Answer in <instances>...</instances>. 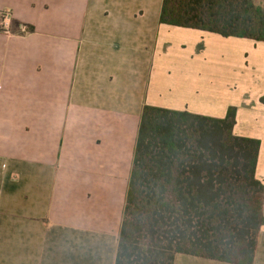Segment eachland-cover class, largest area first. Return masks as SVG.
Wrapping results in <instances>:
<instances>
[{
    "label": "crops",
    "instance_id": "1",
    "mask_svg": "<svg viewBox=\"0 0 264 264\" xmlns=\"http://www.w3.org/2000/svg\"><path fill=\"white\" fill-rule=\"evenodd\" d=\"M163 3L0 0V264H116L146 106L237 108L264 183V42L161 24Z\"/></svg>",
    "mask_w": 264,
    "mask_h": 264
},
{
    "label": "trees",
    "instance_id": "2",
    "mask_svg": "<svg viewBox=\"0 0 264 264\" xmlns=\"http://www.w3.org/2000/svg\"><path fill=\"white\" fill-rule=\"evenodd\" d=\"M161 24L264 42L256 0H164ZM216 119L146 106L116 264H175L187 255L255 264L264 227L261 141Z\"/></svg>",
    "mask_w": 264,
    "mask_h": 264
},
{
    "label": "built area",
    "instance_id": "3",
    "mask_svg": "<svg viewBox=\"0 0 264 264\" xmlns=\"http://www.w3.org/2000/svg\"><path fill=\"white\" fill-rule=\"evenodd\" d=\"M10 14L9 13H0V26H2L3 30L10 31Z\"/></svg>",
    "mask_w": 264,
    "mask_h": 264
},
{
    "label": "rangeland",
    "instance_id": "4",
    "mask_svg": "<svg viewBox=\"0 0 264 264\" xmlns=\"http://www.w3.org/2000/svg\"><path fill=\"white\" fill-rule=\"evenodd\" d=\"M0 30H1V31H4L3 28H2V26H0Z\"/></svg>",
    "mask_w": 264,
    "mask_h": 264
}]
</instances>
